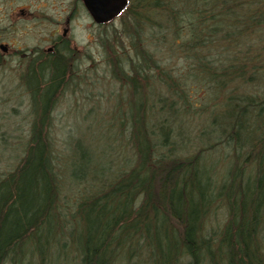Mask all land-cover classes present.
Segmentation results:
<instances>
[{
    "label": "trees",
    "instance_id": "obj_1",
    "mask_svg": "<svg viewBox=\"0 0 264 264\" xmlns=\"http://www.w3.org/2000/svg\"><path fill=\"white\" fill-rule=\"evenodd\" d=\"M120 15L105 42L130 104L114 118L126 152L103 166L80 138L56 150L52 113L80 54L71 39L31 54L30 135L0 176V264H264V0H129Z\"/></svg>",
    "mask_w": 264,
    "mask_h": 264
},
{
    "label": "rangeland",
    "instance_id": "obj_2",
    "mask_svg": "<svg viewBox=\"0 0 264 264\" xmlns=\"http://www.w3.org/2000/svg\"><path fill=\"white\" fill-rule=\"evenodd\" d=\"M79 11L80 16L71 30L73 37L70 39L80 58L74 72L75 79L67 88L62 89L55 102L52 135L56 140V150L63 153L74 138H80L84 144L90 143L97 151V155L94 154L96 163L105 166L107 158L112 160L113 156L118 157L126 152L123 141H126L127 126L126 129L122 128L114 118L119 116L121 111L129 109L130 104L121 99L125 91L119 81L114 79L111 66L106 60V42L112 40L113 28L120 30L122 20L119 15L112 19L111 24L103 25L94 21L92 14L89 15L81 5ZM40 34H33L34 37L23 34L0 37V40L8 41L13 46L6 53L0 52L5 57L0 66V176L18 164L23 153L24 140L30 135L33 109L20 76L24 70L27 71L26 64L34 57L31 54L49 45L46 31ZM122 39L125 43L128 42L124 36ZM18 48L21 51L14 53L13 49ZM36 48L39 49L35 50ZM200 99L191 101L200 102ZM108 150L113 151L112 156ZM206 156L211 162L212 158H219L220 154L214 151ZM112 163H115V160ZM222 168L224 163L220 162L218 169ZM69 169L70 166H66L64 190L71 182ZM71 255L75 262L77 258L74 252H71ZM73 260L71 259L69 264H74Z\"/></svg>",
    "mask_w": 264,
    "mask_h": 264
},
{
    "label": "flooded vegetation",
    "instance_id": "obj_3",
    "mask_svg": "<svg viewBox=\"0 0 264 264\" xmlns=\"http://www.w3.org/2000/svg\"><path fill=\"white\" fill-rule=\"evenodd\" d=\"M80 5L91 14L83 0H0V37L17 34L34 37L33 34L46 31L49 45L40 50L54 54L64 45V40L73 37L71 30L80 16ZM12 47L8 41L0 40V52L6 53Z\"/></svg>",
    "mask_w": 264,
    "mask_h": 264
},
{
    "label": "water",
    "instance_id": "obj_4",
    "mask_svg": "<svg viewBox=\"0 0 264 264\" xmlns=\"http://www.w3.org/2000/svg\"><path fill=\"white\" fill-rule=\"evenodd\" d=\"M85 7L97 23L109 22L122 14L129 0H83Z\"/></svg>",
    "mask_w": 264,
    "mask_h": 264
}]
</instances>
